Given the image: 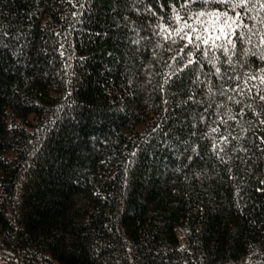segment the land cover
Returning a JSON list of instances; mask_svg holds the SVG:
<instances>
[{
	"label": "trees",
	"instance_id": "trees-1",
	"mask_svg": "<svg viewBox=\"0 0 264 264\" xmlns=\"http://www.w3.org/2000/svg\"><path fill=\"white\" fill-rule=\"evenodd\" d=\"M147 3L167 14L154 0H0V264H264V126L203 57L202 78L164 83L186 52L136 11ZM235 59L260 66L254 51ZM246 121L248 151L233 152ZM224 129L236 135L217 156Z\"/></svg>",
	"mask_w": 264,
	"mask_h": 264
},
{
	"label": "snow or ice",
	"instance_id": "snow-or-ice-1",
	"mask_svg": "<svg viewBox=\"0 0 264 264\" xmlns=\"http://www.w3.org/2000/svg\"><path fill=\"white\" fill-rule=\"evenodd\" d=\"M73 2L75 3V0ZM154 2L162 8L166 3L167 14L156 12L152 3H147L143 9L136 8V11L151 13L157 21L154 29L162 28L164 31L161 34L164 40L171 41L175 38L180 41L179 48L186 52V58L179 62L174 72L169 70L164 83L169 84L174 77L178 79L184 69L194 72L192 79L202 78L201 69H204L205 65H194L193 62L199 61L203 57L213 66V74L221 81V91L228 89L229 83H232L235 94L228 96V101L235 100L240 115L242 116L250 109V114L259 121V125L264 126V0H165L163 3L161 0H154ZM77 7L80 5L78 4ZM75 14L73 13V15ZM166 21H171V23ZM186 43L191 45L190 50L184 48ZM253 51L255 57L259 58L260 66L251 67L248 64H243L237 71L235 66L240 61L235 57H248V54ZM221 53L224 55L221 56ZM172 59H175V56ZM255 62V58H253L250 63ZM236 78H239L240 84H243V90L240 84L234 82ZM168 90L171 91V87ZM161 91L164 89L161 88ZM209 91L215 93L217 89L210 87ZM246 92L253 96L252 99L247 100L245 106ZM237 96L240 99H237ZM190 99L193 97L188 96L184 101L177 99L175 103H186ZM254 101L261 103L254 104ZM219 105H226L224 119L231 117L237 122V125L240 124L238 117L233 115L231 103H226L222 99L219 101ZM198 119L204 121L205 116L201 115ZM216 119L219 120L221 117L217 115ZM195 123L197 120L193 119L192 124ZM245 123L248 124V127L238 128V135L224 129L223 135L213 138L210 147L215 150L217 156H220L224 148L228 147L230 135H236L238 142L235 147H231V151L235 152L237 147L248 151L239 142L241 138H244V141L248 140L245 133L252 125L250 121ZM208 127L209 132L205 135L221 131L220 125L214 122ZM190 135L195 136L197 133L193 129ZM257 138L261 142L260 146L264 148V135L257 134ZM192 148L196 149L197 145L193 144ZM224 159L228 160L230 157L225 153Z\"/></svg>",
	"mask_w": 264,
	"mask_h": 264
}]
</instances>
